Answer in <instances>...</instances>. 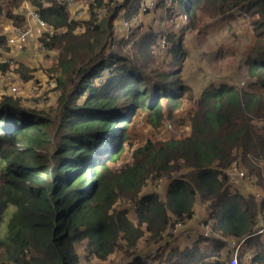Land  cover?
I'll list each match as a JSON object with an SVG mask.
<instances>
[{"label":"trees","instance_id":"1","mask_svg":"<svg viewBox=\"0 0 264 264\" xmlns=\"http://www.w3.org/2000/svg\"><path fill=\"white\" fill-rule=\"evenodd\" d=\"M26 1L51 30L37 43L54 53L44 69L51 80L40 89L54 102L35 108L0 95V264L103 263L118 251L127 264H231L229 244L241 240L238 264H264V0H169L171 7L159 0L168 18L187 16L180 34L168 22L166 32L156 31L154 20L140 33L134 19L143 0H87L85 20L61 0ZM22 2L0 0V23L28 29ZM235 13L251 17L254 37L236 61L245 70L242 84L205 86L188 112V137L147 141L131 164L112 171L132 118L141 111L158 126L190 91L181 77L189 54L183 38L201 29L198 15ZM119 18L140 22L138 31L125 38L115 30ZM8 37L0 32V87L30 81L37 70L5 56ZM237 162L256 177L262 197L232 189L228 172ZM164 177L160 197L154 186ZM148 182L154 189L145 192ZM197 203L205 204L198 222L209 226L207 235L186 228L199 218Z\"/></svg>","mask_w":264,"mask_h":264},{"label":"rangeland","instance_id":"2","mask_svg":"<svg viewBox=\"0 0 264 264\" xmlns=\"http://www.w3.org/2000/svg\"><path fill=\"white\" fill-rule=\"evenodd\" d=\"M158 1L159 0L142 1V4L140 5V9H139L140 10L139 18L137 16L134 19V21L140 19L142 23L141 27L139 26L140 33L145 32L147 29L145 25H149L151 20H154L155 24L153 27H155L154 29L156 31L161 29L162 31L166 32L165 23L168 22L169 24H171L169 30L178 32V34H180L182 27L185 26L186 24L187 16H180L177 19L175 18L171 19V17L168 18L166 14L167 10L164 9L163 11V8L165 5L167 7H171L169 0H161L164 1V6L162 5L158 6L157 5L159 3ZM87 3L88 1H86L84 4L86 5ZM153 4L154 5L156 4L158 6V9L156 10L153 9L152 8ZM146 7L149 9V11L144 12L143 10L146 9ZM173 7L176 10L178 6H173ZM122 12L123 11H121L119 15H122ZM100 15H102V13H100ZM234 15L235 16L228 18H219V17L212 18L208 14L198 15V18H200L201 21V23L199 22L198 25L200 26L201 24L200 26L201 29L195 30L193 34L186 33L183 38V44L188 49V53H189L187 57V61L182 69V74H181L182 80L184 79L183 81L184 83L188 82L192 86H194L197 83H200L201 85L204 84L206 85V83L208 82H211L212 84H219L222 82H228L232 84H242L244 80L245 70L243 67L237 68L238 62L236 61L237 59H241L242 61L244 60L245 56L251 50L254 37L252 34L251 25L249 23L251 17L247 18L243 14H239V13H235ZM124 21L127 20L119 18V20H117L118 24L115 29L121 32L122 35H124V37H126L130 32L138 31L136 30V26H138V24H141L140 22L137 21L125 25L126 23H124ZM237 34H240V36H238ZM138 35L139 33H137V36ZM219 48L223 50L222 53L224 54V57L222 59L221 58L217 59V62L214 63V61L212 60L213 55L217 52ZM160 49L162 53L164 49L162 44L160 45ZM228 50L232 51V53L230 54ZM39 53L37 51L38 55L41 54ZM159 56L163 57L164 53ZM28 58H30V60L34 62H36L38 59L34 56ZM156 58H158V56H156ZM160 58L161 57L158 58L159 61ZM4 59L5 58H3V60ZM39 59L41 61L42 55H40ZM52 63L51 65L49 63L50 66L48 68H50L53 65ZM154 63H156V61ZM39 64L40 62L38 63V65ZM39 68L42 71H44V69H47V67H42L41 65L39 66ZM46 76L47 78H45V80L42 82L40 81L37 82L35 79L24 82L22 79L21 80L19 79L20 81H22L19 82L21 83L20 89L13 90V92L11 91L10 95H15V96L18 95L19 97H21L22 99L21 101L25 103V105L28 104L30 107L37 108L40 106L46 107L52 105V103L54 102V96L51 95V93L48 95L47 93H44L43 91L40 90L44 87V85H47L48 82L51 80L47 74ZM29 82L31 83V85L29 86L30 88L23 89V87ZM38 83H40L41 86H38L37 85ZM7 86L8 87L1 85L0 95L1 94L8 95L7 91H9L10 89L9 88L10 84H8ZM200 91H201L200 89L197 90V92ZM196 98L194 97V94L190 89V91L185 93L183 99V102L185 101V104H187L186 109L185 107H182L181 108L182 112L177 111L178 113L177 117L174 116L175 114L173 115L174 112L173 111L172 116L170 118L164 117V119L160 122L158 126H154L150 124L147 121V117H146L147 114L139 111L138 114L134 118H132L131 122L128 124L126 130L127 139L124 141L123 151L115 161H112L108 164L110 169L112 171H119L122 168H124L126 165L131 164L133 161L132 156L134 150L143 146L147 141L158 142V141H165L171 138L183 139L185 136L182 134L181 130L180 132H178L177 129L182 128V130L185 131V127L188 126V122H189L188 112L191 110L192 106L194 105L193 100H195ZM164 124H169L170 128L165 133H161ZM95 146H99V145L96 144ZM260 165H261V175L264 181V163H261ZM239 173H243V176H239L238 175ZM228 174H229V182L233 190L240 191L244 195L249 194V192H251L254 193L256 196L262 197L263 193L260 190V187L257 185L256 177L250 176L248 171H246V169L242 167L240 162L231 165ZM162 179H163V183L158 184V186L155 184L154 186L156 193H158L160 197H163L164 191L166 190L169 180L167 177H164ZM148 183L149 186L146 187L145 192H149L150 190L154 189V188L152 189V183L150 182ZM204 205L205 204L197 203L195 209L199 212L198 215L199 218L193 220V222L188 223V226L186 227L192 229L193 231H190V233L193 232L194 235L197 230L202 231V225L201 224L199 225L198 220L201 219L200 217H203L204 210L202 212L199 206H201L204 209ZM122 206L123 205H121V207ZM127 208H129V205ZM128 214H129L128 217L133 219L132 209L129 210ZM198 216L196 215V217ZM177 227L178 226L175 225L174 231H176ZM181 238L182 236L179 237L176 234L174 239L177 240V242H179V240H182ZM171 240L172 239H169L165 242L160 243L158 245V248L163 247L165 243L171 242ZM145 244H146L145 240H141L137 244V246L142 250V252H144L145 249H148V247L145 246ZM78 251L80 255L83 252V250H81L80 248L78 249ZM154 252L155 250L152 251V253ZM248 257L249 256L247 257L245 256L243 260L245 262H248V260L250 259ZM86 262L87 264H127L128 259H126L125 255H123L122 252L118 251L114 255H109L105 260V262L103 263L96 260L93 261L91 259ZM82 264H85L84 261H82Z\"/></svg>","mask_w":264,"mask_h":264},{"label":"crops","instance_id":"3","mask_svg":"<svg viewBox=\"0 0 264 264\" xmlns=\"http://www.w3.org/2000/svg\"><path fill=\"white\" fill-rule=\"evenodd\" d=\"M25 1L26 0H23L22 4H24ZM83 4H84V2H82L80 0H75L74 3L71 6L68 7V10H69L70 14L71 15L73 14L72 16L75 19L85 20V19L88 18L86 5L85 4L83 5ZM21 11H22V9H21ZM18 12L20 13V10ZM23 15H24V17H25V19H26V21L28 23V30L30 31V37L28 38L27 41H25L27 44L24 47V49H22V50H18V49L13 48V47L10 48V51L7 54H5V56L7 58H11V60L14 59V61H21V62H23L25 64H29L31 66H34L37 70H36V72L34 74V78L33 79H35L36 81L42 82V81L45 80V78H47V76H46V73L39 68V66L41 65L42 67H47L48 68L51 65V63L53 62V60H54V54L51 53V54H48V56H47V54H45V52L38 47L37 39L40 36V34L42 32V29L36 23H34L33 21L29 20L25 14H23ZM13 31H14V28L11 25V23H9L5 18H3L1 20V23H0V32L2 34L10 36V35L13 34ZM37 51H38V53L39 52L41 53V54L39 53L40 55H42L41 61L39 59L40 55L37 54ZM33 56L38 58L36 62L31 61L30 58H28V57H33ZM26 59H29V60H26ZM39 62H40V64L38 65ZM49 63H50V65H49ZM14 81L15 82L13 84H11V86H9V88H10L9 91L6 90L8 92V94H10L11 91L13 92V90L20 89V87H21V83H19V82H22V81H20L17 78L16 79L14 78ZM183 81H184V79H183ZM210 83L211 82H208V83H206V85L205 84L201 85L200 83H197L194 86H192L188 82H185V84L188 85L191 88L192 93L194 94L195 98L198 97V95H199L198 93L201 92V91L197 92V90H199V89L202 90L205 86L209 85ZM30 85H31L30 82L27 83L23 87V89L30 88L29 87ZM37 85L41 86L40 83H38ZM6 87H8V86H6ZM44 87H45V85H44ZM186 105L187 104H185V101L182 102L180 108L175 110L173 112V115L175 114L174 116L177 117L178 116L177 111L182 112L181 108L185 107V109H186ZM189 124H190V122H188V126L185 127V131H183L182 128L181 129H177V131L180 132V130H181L182 134L185 137H188L189 134H190V125Z\"/></svg>","mask_w":264,"mask_h":264},{"label":"built area","instance_id":"4","mask_svg":"<svg viewBox=\"0 0 264 264\" xmlns=\"http://www.w3.org/2000/svg\"><path fill=\"white\" fill-rule=\"evenodd\" d=\"M61 1L69 7L74 3L75 0H61ZM80 1L85 3L87 0H80ZM23 12L26 14V16L29 20L33 21L39 27H41L42 33H51V30L43 23V21L39 18V15L35 11H33L32 9H30L28 7L27 1H25V3L23 4ZM125 25H127V24H125ZM29 36H30V31L28 29H25L23 31H15L14 30L13 34L8 37L7 43L9 46H11L13 48H16L18 50H22V49H24L25 43H26L25 41H27ZM125 38H128V35ZM169 128H170L169 124H164V126L161 130V133H165L166 131L169 130ZM238 175L243 176V173H239ZM161 183H163V179H160L158 184H161ZM209 232H210L209 226L205 225L202 228V231L199 232V234L207 235ZM259 232L260 233L264 232V228L261 229ZM242 245H243V240H241L237 243L229 244V248L231 250H233V257L231 260V264H238L237 255L242 250V247H243ZM248 258H250V256Z\"/></svg>","mask_w":264,"mask_h":264}]
</instances>
